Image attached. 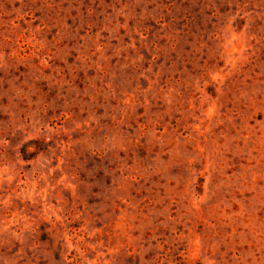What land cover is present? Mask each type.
<instances>
[{"label": "rangeland", "instance_id": "rangeland-1", "mask_svg": "<svg viewBox=\"0 0 264 264\" xmlns=\"http://www.w3.org/2000/svg\"><path fill=\"white\" fill-rule=\"evenodd\" d=\"M0 264H264V0H0Z\"/></svg>", "mask_w": 264, "mask_h": 264}]
</instances>
